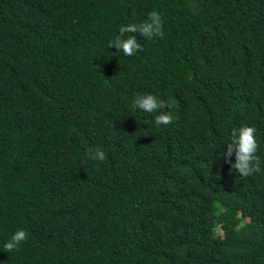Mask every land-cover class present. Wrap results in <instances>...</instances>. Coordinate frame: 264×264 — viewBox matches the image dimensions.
I'll list each match as a JSON object with an SVG mask.
<instances>
[{"label": "trees", "instance_id": "obj_1", "mask_svg": "<svg viewBox=\"0 0 264 264\" xmlns=\"http://www.w3.org/2000/svg\"><path fill=\"white\" fill-rule=\"evenodd\" d=\"M152 11L162 37L121 33ZM0 264H264V0H0Z\"/></svg>", "mask_w": 264, "mask_h": 264}, {"label": "clouds", "instance_id": "obj_2", "mask_svg": "<svg viewBox=\"0 0 264 264\" xmlns=\"http://www.w3.org/2000/svg\"><path fill=\"white\" fill-rule=\"evenodd\" d=\"M121 33L139 32L144 38L152 39L153 37H162V20L158 12L152 11L148 15V19L142 23H129L121 28ZM109 46H114L118 51H122L125 56H133L137 52L143 50L142 45L138 42L136 36L130 35L127 38L117 36L110 41ZM134 107L147 112L158 113L154 117L156 126L168 125L172 122L173 116L170 111H163L165 108L171 109L174 105L171 102L158 99L151 93L139 95L134 100ZM256 129L252 126H241L238 129L233 128L230 133V141L227 143V151L224 153L226 162L231 165V169L235 170L241 177H249L254 173L261 171L260 157L256 155L258 143L255 137ZM235 154V162L231 161V157ZM89 157L93 160L104 161L105 153L101 149L94 152L89 150ZM28 239L25 230L19 229L14 232L3 246L6 252L18 251L19 245Z\"/></svg>", "mask_w": 264, "mask_h": 264}, {"label": "rangeland", "instance_id": "obj_3", "mask_svg": "<svg viewBox=\"0 0 264 264\" xmlns=\"http://www.w3.org/2000/svg\"><path fill=\"white\" fill-rule=\"evenodd\" d=\"M218 234H220V235H223L222 231H219V233H218Z\"/></svg>", "mask_w": 264, "mask_h": 264}]
</instances>
